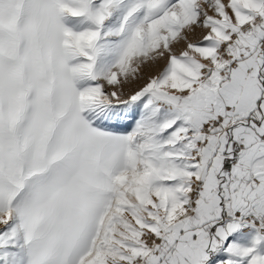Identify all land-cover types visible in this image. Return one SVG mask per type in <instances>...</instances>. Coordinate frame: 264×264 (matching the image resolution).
<instances>
[{"label":"snow or ice","instance_id":"1","mask_svg":"<svg viewBox=\"0 0 264 264\" xmlns=\"http://www.w3.org/2000/svg\"><path fill=\"white\" fill-rule=\"evenodd\" d=\"M0 264H264V0H0Z\"/></svg>","mask_w":264,"mask_h":264},{"label":"rangeland","instance_id":"2","mask_svg":"<svg viewBox=\"0 0 264 264\" xmlns=\"http://www.w3.org/2000/svg\"><path fill=\"white\" fill-rule=\"evenodd\" d=\"M147 71V70H146Z\"/></svg>","mask_w":264,"mask_h":264}]
</instances>
